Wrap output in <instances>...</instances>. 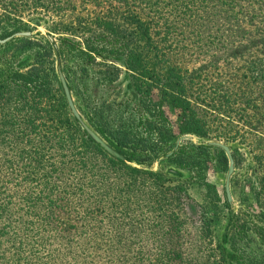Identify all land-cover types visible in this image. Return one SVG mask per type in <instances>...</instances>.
Here are the masks:
<instances>
[{"label": "trees", "instance_id": "16d2710c", "mask_svg": "<svg viewBox=\"0 0 264 264\" xmlns=\"http://www.w3.org/2000/svg\"><path fill=\"white\" fill-rule=\"evenodd\" d=\"M141 2L153 19L154 35L158 38L156 46L160 50L163 42H168V47L177 50L173 53H184V42H177L176 38L180 29L178 23L185 20L190 23L197 18L196 15L215 6L217 14L232 20V24H218L221 29L219 36L225 47L214 57L216 61L221 59V63H228L234 58L233 53H238L226 47L233 36L230 31L243 30L241 22L234 24L237 21L232 17L235 8H238L236 16H242L248 23L246 27L252 29L248 40L264 45V0ZM47 8H57L54 0L46 4L42 0H0V40L20 31L31 33L30 23L38 25L40 19L36 18H41V12ZM107 17L97 19V23L112 41L109 42L110 48L106 50L102 45L104 47L99 50L106 51L114 60H122L123 67L129 71L131 80L128 86L137 97L139 110L145 107L151 112L161 143L167 144L168 140L176 138L162 111L165 104L179 111L178 135L203 138L207 134L205 117L264 132V116L259 114L258 107L247 96L246 83H221L213 87L212 92L202 85L191 86L184 68L163 52L153 55L155 61L152 64L156 67L149 69L147 63H151V59L147 58L149 51L144 48L149 39L148 22L140 21L137 16L120 21ZM69 26L73 28L72 23ZM46 36L40 37L47 43L41 55L44 62L38 58L32 62L28 55L20 56L22 51L11 49L12 45L25 48L32 44V33L0 43V264H124V245L108 242L109 232L104 220L108 221L113 215L122 219L124 209L134 216L140 212L137 211L141 208L139 205L154 211L157 208L155 204L160 202L157 196L169 198L165 192L167 187L162 184L171 178L169 176L184 175L181 171L185 167L184 159L180 158L184 145L202 150L219 149L224 158L225 153L217 146L185 140L170 154L168 152L173 146L164 150L163 157L173 166L164 171L152 170L150 166L143 168L140 166L144 164V158L137 153L136 147L129 144V140L127 143L113 139L101 128L92 126L77 109L87 124L123 160L107 153L72 117L55 73V58L51 59L54 51ZM73 37L69 31L57 38L59 59L64 54L70 55L88 66L94 54L100 56L90 42L86 41L82 46ZM109 67L117 71L113 64ZM60 69L62 72L61 62ZM230 76L233 80L235 75ZM63 77L72 92L67 77L64 74ZM44 118L53 121V125L45 126L38 121ZM166 128H170L167 135ZM230 155L234 162L233 153ZM252 157L255 169L262 168L263 156L255 153ZM251 172L255 174L252 168ZM260 177L264 178V171ZM136 182L153 184V190L158 194L151 203L144 199L137 201L138 196L134 193L131 194L133 201L128 205L123 203L128 189L138 190ZM251 190L258 202L260 191H255V187ZM213 196L216 197L214 191ZM224 203L229 214L220 236V257L223 264H245L246 254L236 246V240L250 236L264 251V209L239 208L232 211L226 197ZM94 236L100 240L89 242L88 238ZM179 249L180 245L172 244L167 253H175L180 258L182 253ZM135 263L138 264L137 260L132 258L129 264Z\"/></svg>", "mask_w": 264, "mask_h": 264}, {"label": "rangeland", "instance_id": "374dc122", "mask_svg": "<svg viewBox=\"0 0 264 264\" xmlns=\"http://www.w3.org/2000/svg\"><path fill=\"white\" fill-rule=\"evenodd\" d=\"M42 1L46 4L53 0ZM54 4L56 9L47 8L41 12V18H36L40 19L38 25L30 23L34 37L32 44L25 48L12 45L11 49L22 51L20 56L28 55L31 61L35 62L37 58L42 59V52L47 45L46 41L40 38H44L45 34L53 37L57 43L59 36L70 31L82 46L86 41L90 42L100 56L94 54L88 66L84 65L81 59L70 55L60 56L62 72L72 86L73 104L92 126L101 128L115 140H125L127 143L129 140V144L136 147L137 153L144 158V164L140 167L150 166L152 170L164 171L173 166L165 160L163 153L164 150L174 147L176 139L180 136L177 134L180 114L168 104L162 106L168 125L176 138L168 140L167 144L161 143L150 116L151 112L145 107L139 110L137 97L128 86L131 80L129 71L123 67L122 60H114L109 53L99 50L102 45H105L106 50L110 48L109 42L112 40L98 26L97 19L109 16L120 21L126 17L137 16L140 21L148 22L149 39L144 43V48L149 51L147 58L149 61L151 59V63H147L149 69L156 67L152 64L155 61L153 55L163 52L171 61H177L176 63L184 68L186 80L191 86L202 85L212 92V88L221 83H246L247 96L256 104L259 114L264 116V45L248 40L251 39L252 29L246 27L248 23L242 16H236L238 8L232 12V17L237 19L234 24L242 23L240 27H243V30L230 31L233 36L226 44L227 48H232L238 53H233L232 61L221 63V59L216 61L214 58L225 47V42H222L219 36L221 29L218 24H232V20L223 14H217L216 6L208 7L206 13L196 15L198 19L195 18L189 21L190 23L187 20L178 23L180 29L176 34L177 42L182 40L186 49L184 53L175 54L173 52L177 50L168 47V42H163L161 50L156 46V28L152 27L153 19L141 0H54ZM27 18L25 11V19ZM70 23L73 28H70ZM243 33L247 39H242ZM51 59L54 60V56ZM110 63L117 67V71L109 67ZM230 75H235L233 80ZM205 119L207 134L203 138L194 136V140H185L194 144L216 141L227 145L234 155L233 170L228 182L231 210L264 209V178L260 177L263 175L264 164L262 168L258 167L259 170L255 169L252 157L255 153L259 154L263 156L262 162L264 161V132L250 131L226 120L220 121L212 117ZM38 121L45 126L54 123L45 118ZM169 129H165L166 135ZM185 140H181L179 144L185 143ZM220 151L195 149L189 144L184 145L180 152V158L184 159L185 167L181 168L184 175L169 176L171 178L162 184L167 187L165 192L169 198L157 196L160 202L155 204L157 208L154 211L145 210V207L139 205L141 208L137 211L140 212L134 216L131 211L124 209L122 219L113 215L108 221L104 220L109 232L108 242L124 245V264H129L132 258L137 260L138 264H223L219 244L229 214L224 203L228 160ZM147 161H150V164H145ZM251 168L255 170V174L251 172ZM135 184L138 186L137 191L128 189L124 194L125 205L133 201L132 193L138 196L137 201L144 199L151 203L156 198L155 194L158 193L153 190V184ZM254 187L255 191H260L258 202L251 190ZM213 191L217 198L213 196ZM130 207L137 209L136 206ZM167 214L171 215L167 217ZM125 222L127 224H124ZM88 240L97 242L100 239L94 236ZM172 244L180 245V258H177L175 253H167ZM236 246L246 254L245 264H264V251L252 237L237 239Z\"/></svg>", "mask_w": 264, "mask_h": 264}, {"label": "water", "instance_id": "95a60500", "mask_svg": "<svg viewBox=\"0 0 264 264\" xmlns=\"http://www.w3.org/2000/svg\"><path fill=\"white\" fill-rule=\"evenodd\" d=\"M29 35H31V33L29 31L16 32V33H13L12 35L5 37L4 39L0 40V43H3L6 40L11 39L13 37H17V36H26L27 37ZM46 38L49 41V43L51 44L53 51H54L55 73H56V76H57V78L61 84L64 99H65V102L67 104V107H68L72 117H74L76 119V121L79 124V126L81 127V129L84 130L87 133V135L91 139H93V141L98 143L107 153L111 154L112 156H114L117 159L123 160V157L121 155H119L115 150H113L105 141H103V139H101V137H99V135L87 124V122L83 119V117L78 113L77 109L75 108V106L73 104L71 92L67 86V83H66V81L63 77V74L61 72V69H60V59H59V56L57 53L56 41L50 35H47ZM185 139L194 140L195 137L193 135H190V134L180 135L175 141V145L173 147V150H175L177 148V146L181 140H185ZM203 145L217 146L224 151V153L227 157L228 168L226 171V177H225V182H224V194H225L227 201L229 203H231V197L229 194L228 182H229V177H230L232 170H233V165H232V159H231L229 148L227 145L220 143V142H216V141H207V142H204Z\"/></svg>", "mask_w": 264, "mask_h": 264}]
</instances>
